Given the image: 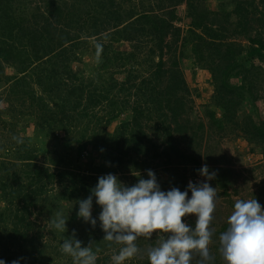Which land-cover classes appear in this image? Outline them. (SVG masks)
Listing matches in <instances>:
<instances>
[{
	"label": "trees",
	"instance_id": "1",
	"mask_svg": "<svg viewBox=\"0 0 264 264\" xmlns=\"http://www.w3.org/2000/svg\"><path fill=\"white\" fill-rule=\"evenodd\" d=\"M181 4H185L189 19L188 29L182 36L181 30L173 25L177 20L176 8ZM87 20L94 25L95 37L111 25L114 33L108 35L110 42L135 44L141 36L151 37L155 49L149 50V53L158 52L150 79L154 80V84L165 83L161 58L163 50L172 52L174 46L173 51H176V44L180 42L179 57L192 59L197 67L210 74L212 93L205 112L208 129L217 135L216 138L230 129L235 135L257 145L264 153V120L259 116L257 106V102L264 98V91L257 89L258 85L264 88V0H219L213 11L202 0H0V76L3 67L8 64L15 66L17 71L16 76L9 80L11 87L6 90L7 106L12 102L9 98L21 104L29 100L30 107L36 109L37 126L46 135L53 134L55 130L68 134L70 126L66 119L69 113L83 118L87 125H100L99 120H94L93 110L104 103L107 107L105 124L127 109L132 112L131 121L121 124L106 143L105 166L94 165L90 161L85 170L82 169L81 157L87 150V142L80 141L82 139H77L73 168L62 171L37 166L35 151L19 143L14 135L0 144V150L15 148L13 160L3 159L0 162V202L3 204L0 208V260H4L5 264H12L14 260H18L19 264H54L56 256H66L52 249L51 254L46 253L50 246L42 243L43 234L37 228L33 210L48 192L47 186L53 180L67 182L70 189L61 196L50 198L70 202L81 195L89 196L99 176L114 173L125 163L145 169L149 163L160 160L164 165L186 163L193 166V171L200 170L197 168L200 167L198 158L180 151L171 141V135L176 133L191 147L200 142L198 132L206 129L205 125L196 126L183 118L185 104L181 94L186 92L187 87L182 73L175 69L177 61H173L174 67L166 71V84L149 92L153 111L165 109L170 116V122L161 124L162 130L160 127L157 131L158 135L159 132L163 134L161 139L165 144L160 150L145 132L143 120L149 112L141 108V103L135 102L138 98L132 106L127 99L117 98L119 94L132 96L131 91L135 87L141 89L142 86L135 83L137 74H125L120 83L112 79L108 85L91 89L69 65L71 57L76 60V50L80 45L74 28ZM167 37L172 38L171 43L165 42ZM120 47L124 48V45ZM111 54L116 60L123 59L120 57L122 53ZM105 60L100 65L103 68L108 67L107 56ZM144 82L141 81L140 85ZM31 83L39 88V95L35 88H30ZM29 88L30 91H27ZM115 88H118L117 93H113ZM10 108L8 111L14 114L16 108ZM5 112L6 108L0 107V131L11 126L9 121H2ZM17 115L18 112L14 117L17 118ZM57 118L58 126L54 122ZM8 130L12 133L13 125ZM132 153L146 160H141V164L132 161L129 156ZM51 162L52 165L57 164ZM60 162L65 164V161ZM86 170L89 173L84 176ZM212 172L216 175L209 183L226 192L233 178L232 170L219 168L212 169ZM261 195L264 196V187ZM234 204L230 201L233 209ZM55 208L59 210L60 206L53 205L49 212L54 213ZM73 210L77 212L79 207ZM183 220L189 225L195 224L188 217ZM226 229L227 226L219 232ZM55 231L62 240L72 236L67 231L61 233L53 229ZM213 234L218 236V233ZM104 235L102 233L91 239L93 252L97 255L96 264H108L107 252L119 246L115 242L103 241ZM166 235L140 236L135 243L144 257L135 264H150L146 250L155 247L158 240ZM210 253L214 258L211 264H221L222 256ZM68 258L69 261L61 264H73L72 257ZM198 260L199 256L194 254L191 264H197Z\"/></svg>",
	"mask_w": 264,
	"mask_h": 264
},
{
	"label": "rangeland",
	"instance_id": "2",
	"mask_svg": "<svg viewBox=\"0 0 264 264\" xmlns=\"http://www.w3.org/2000/svg\"><path fill=\"white\" fill-rule=\"evenodd\" d=\"M138 1L139 0H134V2ZM202 1H204L206 6H214V8L217 7L219 2V0ZM230 8L231 5L228 9ZM184 17L185 15L182 12V22L186 19V17ZM111 27L112 26L109 25L106 31L100 32L98 36L95 37L93 34L94 25L90 20L78 23L75 26L74 31L77 30L76 33L79 37L78 43L80 45L76 50V60L71 57L69 65L78 72V77L91 89L93 87L100 88L108 85L112 82V79L120 83L125 74H137L135 83L138 86L144 87V90H142V87H140L141 89L135 87L131 91L132 96L128 97V94H119V97L117 98L123 101L127 99L130 102V106L138 101V104L141 103V108L149 112V116L145 117L143 120L145 132L149 135L150 139H153V142L158 144L160 150H162L165 147V144L161 139L163 134H160L159 132L158 135L157 131L161 127V124L167 125L170 122V116L165 109L156 112L153 111V103L149 100V92L151 89H155L154 87H156V89H161V87L166 84V71L174 67L173 61H177L175 69L184 75L186 79L184 81L187 87L186 92L181 94V96L184 97L185 104L183 118L196 126L198 124L205 125L206 129L198 132V137L201 138L199 142L200 144L197 142L196 144H192L191 147H188L186 145L187 142L176 133L171 135L172 144L176 145L180 151H186L188 154L194 155L196 159L198 158L200 167L197 168L201 169L202 166L206 164L209 172H212V169L227 168L232 170L233 173V178L231 179L226 192L210 184L211 187L216 188L217 193L216 208L213 213V220L210 228L213 233H218V236L216 235L214 237L213 234L212 242L209 245V251L220 255L219 236L221 233L219 231L225 226L228 227L227 218L234 210L232 208L233 206L230 205V201L235 202L237 199L247 200L255 198L261 205L262 210H264V196L261 195L262 188L264 187V153L257 145L251 144L240 136L235 135L236 133H233L230 129H227L226 133L220 136V138H216L217 135L215 136L212 130L208 129L205 112L208 108L207 103L209 102L212 93L210 74L205 70L209 77L207 82L202 78L196 77L197 72L193 71L195 64L193 62L186 63L181 57H179V44H176V51H173L174 46H172V52L167 51L166 49L163 50L161 58L164 65L162 70L165 83L154 84V80L152 79L150 81V79L152 78V73L154 71V62L158 59V52L154 50V54L149 53V50L155 49L152 38L149 36H141L138 43L135 44L127 42H110L111 39L108 35L109 33H114V30ZM179 29L181 30L183 28L179 27ZM262 36L264 39V33ZM165 42L171 43L172 38L167 37ZM120 45H124V48L120 47ZM243 45H245V43ZM111 53H122L120 57L123 59L116 60ZM106 56L108 59V67L105 66L103 68L100 65L104 61L106 62ZM3 68V74L0 76V107H5L6 112L2 116V121H9L11 126H9L8 129H11L13 125V134L8 129L1 130L0 144L9 140L10 137L14 135L15 139L20 140L19 143L26 144L30 149L35 151L37 154V158L35 159L37 166L41 168L49 167L51 171H62L68 168H73L72 163L75 158V149L78 145L77 139H82L80 141L87 142V150L82 154L80 161V166L83 167L82 169L85 170L86 164L90 161H92L94 165H106L105 145L115 132L119 130L121 124L131 121L132 112L130 109L120 113L117 118L109 124H105V119H107V107L105 106V103L101 106L99 105L93 110V116L95 117L94 120H99L100 123L98 126L93 124L87 125L83 118L76 117L77 115L69 113L68 118L66 119V122L69 123L68 125L70 126L68 134L61 130H55L53 134L46 135L45 132L41 131L37 126L39 119L35 114L36 109L30 107L29 100L24 102L25 104H21L22 102L19 103L18 100L14 101L12 100L13 98H9L12 102L10 106H7L5 98L6 96L8 97V93L6 90L11 87L12 84L9 80L16 76L17 71L12 64H8ZM262 68L264 70V64H262ZM141 81H145V84L140 85ZM146 86L147 89H145ZM30 88H35L36 94H40L39 88L33 83H31ZM30 88L27 91H30ZM118 88H115L113 93H117ZM257 89L260 90V92L261 90L264 91V88L259 85L257 86ZM262 97H264V92ZM11 106L14 109L16 108L14 114L13 112L10 113L8 111L11 109ZM257 106L259 109V116L264 120V98L257 102ZM245 110L249 111V109ZM17 112L18 115L16 118L14 116ZM54 122H56V125L58 126L59 118L55 119ZM172 126L173 124H171V127ZM193 132L197 131L194 130ZM14 150L15 148L10 149L9 151L0 150V162L3 159H9V161L13 160ZM129 156L133 159L132 161L135 160L139 164H141V160L145 159L144 157L140 158L141 156L134 155L133 153ZM148 158L149 156H147V159ZM51 161H55L57 164L52 165ZM60 161H65V164L63 165V162ZM149 170L154 172L162 191H168L172 187L179 188L180 190L183 189V191H185L189 181H192L193 183L205 181V178L199 174V170L193 171V166L190 164H177L174 162L171 165H164L160 160L153 164L149 163L145 169H138L137 166L125 163L122 168L116 169V171L111 174L116 175L122 184L132 186L138 182L139 178L148 179L147 172ZM88 173L89 172L86 170L83 175L85 176ZM93 176L98 177L99 175ZM207 182L209 183V181ZM68 186L69 184L67 182L60 183L57 180H53L47 186L46 190L48 192L43 195L41 201L39 203L37 202L38 204L36 208L33 209L37 218V228L43 234L42 243L50 246V248L46 250V253L49 254H51V249L54 252H58L59 255L63 254L60 251L63 240L56 231L53 232L54 228L51 227L49 223L51 219L55 218L57 212H62L65 218L67 216V233L72 235L74 230L76 233L75 238L82 242L83 247L88 246L92 238L99 237L102 233L104 234L98 219L96 227L93 228L89 223H85L83 219L78 218V210L77 212L73 210L76 207H79L76 203L77 201L86 199L88 196L81 195L79 199H74L70 202L58 201L56 199L53 200L50 198L51 196H61L63 192H69L70 187ZM188 198H191V192L188 193ZM53 205H55V207L60 206V208L59 210H56L55 208L54 213L51 214L49 210ZM2 207L3 204L0 202V208ZM40 211L42 212L40 213ZM100 212L101 208L96 204L95 199H93L92 217L98 218ZM187 217L192 221H195L196 219L194 216ZM159 235H161V233H153L151 237H160ZM54 236L56 237L54 238ZM120 247H122V245L117 246V248L114 247L107 252L110 259L108 264H113L111 257L114 254H118ZM68 257V255L64 257L56 256L54 264H61L65 261H69L67 260L69 259ZM143 257V253H139L137 256L124 261L123 264L138 263ZM69 264L72 263L69 262ZM221 264H225L223 259Z\"/></svg>",
	"mask_w": 264,
	"mask_h": 264
},
{
	"label": "clouds",
	"instance_id": "3",
	"mask_svg": "<svg viewBox=\"0 0 264 264\" xmlns=\"http://www.w3.org/2000/svg\"><path fill=\"white\" fill-rule=\"evenodd\" d=\"M199 174L205 181H189L182 192L176 187L162 191L151 170L147 172L148 179L139 178L132 186L122 184L116 175L109 173L98 178L86 199L76 202L77 216L93 228L98 219L105 234L103 241L122 245L118 254L111 257L113 264H123L137 256L140 249L136 240L140 236L151 238L153 233L167 235L146 250L150 264H191L194 254L199 256L197 264H211L214 258L209 251L213 236L210 225L217 193L207 181L214 179L216 173L209 172L205 164ZM189 192L191 198H188ZM93 199L101 208L98 218L92 217ZM187 216L196 218L194 226L184 222ZM67 220L62 212H57L49 223L65 233ZM227 225L219 236V252L225 264H264V210L257 199H237ZM75 236L73 230L71 237H65L60 251L71 256L73 264H96L94 243L83 247ZM0 264L5 261L0 260ZM12 264L19 261L14 260Z\"/></svg>",
	"mask_w": 264,
	"mask_h": 264
},
{
	"label": "crops",
	"instance_id": "4",
	"mask_svg": "<svg viewBox=\"0 0 264 264\" xmlns=\"http://www.w3.org/2000/svg\"><path fill=\"white\" fill-rule=\"evenodd\" d=\"M207 8L209 10H211V11H213L214 9H216V7L214 8V6H209V5H207ZM175 12H176V15H177V20H175L173 22V25L175 27H177V28H179V27H182L183 28V29H181V36H182V35H184L185 31L188 29V26H189V19H188L187 15H186V6H185V4L179 5L176 8V11ZM182 12H183V14L186 17V19L183 22H182ZM178 44H179V49H180V42ZM182 59L186 63H189V62H193L194 63V61L192 59H190V58H182ZM193 69H194L193 71H196L197 72L196 77L204 79L205 82H207L209 80L208 73L205 70H202V69L198 68L196 65H194ZM183 79L186 80L185 77H184V75H183ZM203 85H204V83H203ZM204 86L206 87V85H204Z\"/></svg>",
	"mask_w": 264,
	"mask_h": 264
}]
</instances>
